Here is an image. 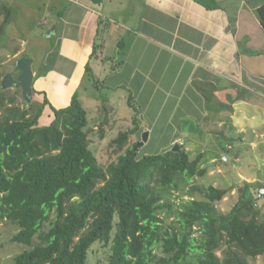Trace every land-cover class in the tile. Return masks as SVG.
<instances>
[{
  "label": "crops",
  "instance_id": "1",
  "mask_svg": "<svg viewBox=\"0 0 264 264\" xmlns=\"http://www.w3.org/2000/svg\"><path fill=\"white\" fill-rule=\"evenodd\" d=\"M214 1L209 10L195 0H0V35L19 28L0 50L33 61V89L57 110L92 82L105 123L137 127V144L148 133L139 155L179 145L207 172L194 184L233 187L229 211L245 194L264 222V29L251 0ZM25 6L41 15L14 25ZM30 29L49 43L46 53L27 50Z\"/></svg>",
  "mask_w": 264,
  "mask_h": 264
},
{
  "label": "trees",
  "instance_id": "2",
  "mask_svg": "<svg viewBox=\"0 0 264 264\" xmlns=\"http://www.w3.org/2000/svg\"><path fill=\"white\" fill-rule=\"evenodd\" d=\"M85 78H94L90 66ZM88 123L78 94L61 110L44 95L34 112L0 83V224L17 226L11 242L27 247L13 264H90L95 246L106 251L96 264H250L264 256L254 200L244 194L222 212L233 187L193 184L207 173L200 157L182 148L139 155L137 142L129 146L136 127L109 145L115 161L105 167L90 150ZM175 193L190 200L177 206Z\"/></svg>",
  "mask_w": 264,
  "mask_h": 264
},
{
  "label": "rangeland",
  "instance_id": "3",
  "mask_svg": "<svg viewBox=\"0 0 264 264\" xmlns=\"http://www.w3.org/2000/svg\"><path fill=\"white\" fill-rule=\"evenodd\" d=\"M262 4L261 0H251L249 2V5H251L254 9L259 7ZM23 9L19 10L14 13L13 21L14 25L16 24H22L29 23L31 26L37 21V17L41 15L38 9L36 11H33L31 9H28V7H21ZM26 12V13H24ZM23 17L25 19L23 20ZM26 25V24H25ZM27 26V25H26ZM8 31H6V34L0 35V41H6L9 38V34L15 33L16 29H19L18 26L15 27H8ZM0 30H2L0 28ZM39 31V29H36ZM24 31L26 29L24 28ZM21 30V32H24ZM30 31L28 34H30L26 40L27 43V50L31 52L32 54L35 52V54L40 55V53H46L47 46L49 43H47L42 36L37 38V34L34 32V29L28 30ZM41 31V29H40ZM33 32V34H32ZM0 45V49H1ZM6 50H0V83L3 80V77L7 74H12L15 72L16 64L18 59H10L5 56L6 51L10 49V47H3ZM35 65H37V61H35ZM92 82H85L84 86L81 87V92L79 91V95H81V98L79 99L83 108L87 110L89 113L88 116V127L85 129L86 132H89V138L91 140L90 150L94 153V155L97 157L99 164L102 166L107 167L112 161H115V158L112 157L110 151L108 148L109 145L119 136L120 133H125L129 131V128H131V124L127 123L126 120L121 119L120 121H113L111 122L109 120L108 124L104 122L105 113L101 112L99 114V109L97 107V101L93 98V93L96 92V89L93 88ZM103 89V88H102ZM5 91H8V96H16L17 97V106L21 109L25 108V102L22 98V91L21 89H15L14 87L9 88ZM44 103V98L39 97L37 94H34L32 104L34 106V112L38 111ZM31 104V106H32ZM118 110L123 112V107L119 104ZM128 117L127 115H122L121 118ZM130 117V116H129ZM95 128H98V130H94ZM134 140H132L129 144V146H132L134 144ZM194 184V183H193ZM173 202L178 206L182 204L184 201H189L190 199L187 196H184L182 193L180 194H174L172 198ZM230 206L223 203L220 205L219 209L226 213L229 211ZM175 221L174 218L168 221V223H173ZM19 232V229L17 226H14L11 223L3 222L0 224V264H13V260L18 255L22 254L27 247L23 245L14 244L11 242V238L16 235ZM38 241V240H37ZM105 252L103 250H99L98 246H95L92 250L90 264H96V261L98 262H105ZM223 256V253H222ZM257 259H251L250 264H256Z\"/></svg>",
  "mask_w": 264,
  "mask_h": 264
},
{
  "label": "water",
  "instance_id": "4",
  "mask_svg": "<svg viewBox=\"0 0 264 264\" xmlns=\"http://www.w3.org/2000/svg\"><path fill=\"white\" fill-rule=\"evenodd\" d=\"M33 61L25 57L19 59L16 64L15 72L7 74L3 77L1 87L3 90L14 87L15 89H21L22 98L24 102L29 106L33 100V85H34V72L32 69ZM148 140V133L143 135V141L137 144L135 151L138 147H141ZM179 145H176L173 149L178 150ZM237 179V176L234 174Z\"/></svg>",
  "mask_w": 264,
  "mask_h": 264
},
{
  "label": "built area",
  "instance_id": "5",
  "mask_svg": "<svg viewBox=\"0 0 264 264\" xmlns=\"http://www.w3.org/2000/svg\"><path fill=\"white\" fill-rule=\"evenodd\" d=\"M227 156H224L223 158H222V160L224 161V162H227ZM264 198V188H261V189H259V191H258V194H257V199H263Z\"/></svg>",
  "mask_w": 264,
  "mask_h": 264
}]
</instances>
